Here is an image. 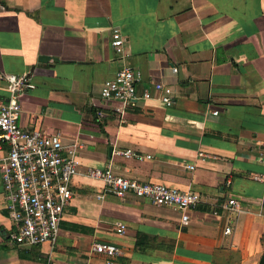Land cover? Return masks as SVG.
<instances>
[{
  "label": "crops",
  "instance_id": "1",
  "mask_svg": "<svg viewBox=\"0 0 264 264\" xmlns=\"http://www.w3.org/2000/svg\"><path fill=\"white\" fill-rule=\"evenodd\" d=\"M114 29L125 63L141 74L138 91L153 93L123 117L118 102L101 97L124 64ZM0 72L26 74L33 85L21 100L24 129H62L65 143L83 144L54 243L10 240L16 225L0 171V264H107L96 242L120 248L114 264L260 263L264 184L254 177L264 175V0H0ZM158 83L173 88L172 107ZM0 94H8L2 81ZM126 150L152 158L118 154ZM6 154L0 145V162ZM108 165L118 176L197 193L201 203L184 225L181 213L131 194L99 200L104 184L87 172ZM230 199L244 212L225 210ZM116 223L127 226L124 236Z\"/></svg>",
  "mask_w": 264,
  "mask_h": 264
},
{
  "label": "built area",
  "instance_id": "2",
  "mask_svg": "<svg viewBox=\"0 0 264 264\" xmlns=\"http://www.w3.org/2000/svg\"><path fill=\"white\" fill-rule=\"evenodd\" d=\"M111 45L115 54L123 58L124 64L113 79L103 84L101 97L104 103L118 102L114 112L123 117L126 111L152 99L153 93L150 90L142 93L138 91L141 74L125 63L128 55L119 29L112 31ZM172 72L176 74L178 69L174 67ZM0 81L6 83L8 88L7 95L0 94V145L7 147V154L0 162V171L9 215L16 225L10 234V240L26 247L54 243L59 234L64 210L74 199L72 183L80 174L79 153L83 144L80 141L65 143L62 129L54 133L24 129L20 124L21 100L33 88L30 78L26 74L0 72ZM154 88L166 106L172 107L173 88L162 83L155 84ZM214 114L218 115V112ZM96 116L101 123L105 113L97 111ZM118 154L139 161L152 158L143 157L132 150ZM178 165L191 171L196 169L195 165L186 162ZM87 176L104 184V191L94 194L97 199L103 200L107 196L124 199L131 194L158 207L171 208L181 213L184 225L190 219V212L201 203L200 195L194 192L118 176L112 165L91 168ZM254 180L264 184V175H256ZM261 202L264 203V192ZM242 208L236 199H230L224 205L225 210L236 213H243ZM113 230L117 235L124 236L127 226L116 223ZM231 233L232 229L227 227L225 234ZM92 249L95 253L106 256L109 259L107 264H114L113 259L121 254L120 248L114 244L96 242Z\"/></svg>",
  "mask_w": 264,
  "mask_h": 264
},
{
  "label": "water",
  "instance_id": "3",
  "mask_svg": "<svg viewBox=\"0 0 264 264\" xmlns=\"http://www.w3.org/2000/svg\"><path fill=\"white\" fill-rule=\"evenodd\" d=\"M48 60H50V59H49V57H46V56H42V57H40V59H39L40 63H45V62H47Z\"/></svg>",
  "mask_w": 264,
  "mask_h": 264
},
{
  "label": "trees",
  "instance_id": "4",
  "mask_svg": "<svg viewBox=\"0 0 264 264\" xmlns=\"http://www.w3.org/2000/svg\"><path fill=\"white\" fill-rule=\"evenodd\" d=\"M262 243H263V246H264V236L262 238ZM259 264H264V253H263V255H262L261 259H260V263Z\"/></svg>",
  "mask_w": 264,
  "mask_h": 264
}]
</instances>
